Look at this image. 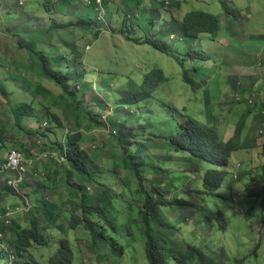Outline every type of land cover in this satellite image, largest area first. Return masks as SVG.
Returning <instances> with one entry per match:
<instances>
[{"label":"rangeland","instance_id":"obj_1","mask_svg":"<svg viewBox=\"0 0 264 264\" xmlns=\"http://www.w3.org/2000/svg\"><path fill=\"white\" fill-rule=\"evenodd\" d=\"M43 1L48 3L52 0ZM132 1L130 6L122 5L119 12L121 16L123 13L130 12L132 10L131 8L136 5V0ZM152 1L153 7H150L151 11L146 14L143 13L137 18L136 22L140 25V28H138L135 23L132 24V28L130 25L125 27L118 26V33L113 30V33L109 32L104 36H100L98 39L94 37V40L91 41L77 40L78 45L82 48L84 53V65L91 71V75L88 76L87 79L92 82L93 92L87 93V103L85 104L95 116L98 118L103 117V121H105L107 119L106 115L112 114L113 109L110 106L114 105L116 110H121L122 107L117 104L124 98L123 95L130 78L141 84L145 75L151 70H164L166 77H168V82L160 87L157 98L168 104H172L180 110V113L174 112L172 115H168V109L164 107L161 112H159V115L155 114L153 116L155 122L153 127H146V119H143L138 121L140 125L136 124L135 128L132 121H137V115L128 120L125 116H121L120 121L131 126V130L135 136V138L132 139L133 143L146 144L144 153L140 154V156L146 163L144 177L146 178L145 187L147 192H149L148 189L151 190V186L154 189L153 194H157V191H165L170 205L162 207V212L167 220L179 226L182 232H188L190 235V237H187L188 240H193L198 245L204 246L203 248L206 250V253L219 258L221 264L224 256L225 260H223V264H264V240L262 241L261 238H258L256 229V222L262 218L261 212L255 208L243 206L241 211L237 213L234 210L235 201L230 195H228L226 199L201 196L198 191H204L205 174L209 169L217 168V166L211 165L210 162L203 157H195L190 153L170 152V147L166 144L164 146L161 144L156 145V143L165 142L164 139L159 140L156 135H162L164 133L168 135L176 132L177 124L174 122L172 125L170 124V121L173 120V116L181 119L183 114L186 113L207 126L216 129L219 136L220 132L226 135L235 130L236 125H234V123L239 122L240 118L238 116H240V114L238 113H240V111L232 107L237 106V104H233L231 106L232 108L223 104L224 90L229 87V83L227 82V80H229V73L237 72L235 70H241L240 61H247L249 58L251 60L253 56L256 58L259 53H261V46H259L261 42L256 40H259L258 35L264 33V0H223L229 1L230 5L238 9L241 22L245 20L243 25H238V28H240L239 31H251L250 36H252V39L245 37V41L233 37L232 33L237 27L231 32L233 26H231L230 23L235 19L230 20L231 16L223 12L224 9L220 0ZM4 2H7V0ZM34 2L35 1H31L30 4ZM165 2H168L166 6ZM83 6L87 7L85 5ZM245 6L247 7L244 8ZM48 7L50 8V6ZM29 8L31 9V7ZM40 10L44 13L49 12L45 11L43 6H41ZM195 10L206 11L220 17L223 28L219 32V36L204 34L197 41L185 39L182 36L179 28L174 24L173 19L180 21L188 13ZM169 13L174 15L172 20ZM110 22L112 25L115 24L113 23V17H111ZM26 24L29 25L30 23ZM26 24H19L16 28L22 30L24 27H27ZM41 25L48 27L49 24L46 25L41 23ZM2 28L3 22L0 19V37L4 38L2 42L0 41V45H6L7 39L4 36L6 32ZM133 28L135 29L134 32L132 31ZM170 29H173L175 33H172ZM7 31L9 32L8 29ZM122 31L124 35L134 36L141 41L144 38L159 40L169 54L156 50L150 45L129 42L125 39ZM59 32L66 31L62 30ZM27 34V32L22 33L24 37H26L25 35ZM172 35H174V37H172ZM64 36L67 39H75L76 35L69 31L68 34L66 33ZM217 39H225L227 44L219 42L218 45H216ZM229 43L231 45L236 44L237 46H243L237 50L231 51L227 48ZM87 45L91 46V48L88 49L86 47ZM4 47L7 49V46ZM15 47L18 51L14 54L9 50L7 52L10 58H15L17 62L14 64L17 70L13 71L14 75L11 76V78H17L20 81H4V78L9 75V71L7 72L5 69L7 64L5 63L0 67V81L7 95V99H4L0 93V134H2L0 142H7L9 144L7 147L11 148H16L19 143V146L23 149L27 148L31 150L35 148L36 151L39 150L40 152L43 150L53 151L57 149L56 142H60L65 146L67 135L75 132L77 129L81 131L88 130L89 123L83 122L79 124L77 119L68 117L65 114L63 111L65 105H57V97L61 94V90L49 80L41 79L36 73L32 72V64L28 63L27 66V56L30 53H27L26 50L25 52L24 50L17 49L16 44ZM24 52L25 54L27 53V55H25ZM204 55H208L212 58L210 60H204ZM258 59L260 60V56ZM260 62L264 65V58ZM235 63L236 66L234 67ZM261 68L263 69V67ZM251 69H253V67H251ZM188 77L195 82H188ZM16 83L20 85L18 86ZM198 86L200 87L197 88ZM78 92V95L82 93L79 89ZM260 95L262 98L258 97L256 100L257 102L260 98L264 101V94ZM94 97H99L101 100H104L107 109L105 110L97 106ZM22 103L36 107V110H38L36 118L28 116L23 117L21 120L16 118L14 110ZM45 109H49L51 112L61 117V126L57 125L50 118L41 119L40 124L37 122V118L42 117ZM183 110H186V113H184ZM161 114L164 115L162 120ZM81 116L82 118H87L86 114H82ZM148 117L150 116L146 115V118ZM44 122H46L47 125L41 127ZM19 124L24 127L25 132L19 128ZM110 124L113 126V129H118L120 131L121 136L127 134L121 124L113 120L109 122L108 126H110ZM246 125L250 126L248 123H245L243 126ZM231 126L232 128H230ZM255 126H258V124L253 123L250 127ZM224 127L228 128L227 131L222 130ZM110 128L108 129L106 126L90 131L85 148L91 156L93 171L98 172L101 169L103 170L104 167L108 172L105 179L102 178L101 175L96 174V178H99L96 183L99 184V181H101L117 192L114 195L116 197V206L120 209L122 214L120 221L125 222L129 220L128 227L131 228L128 233L132 234L138 231V236L142 240V243H140L145 246L142 235L145 225L143 224L141 215H139L140 207L138 204V199L142 198V194L135 193L134 197L132 196V198H134V203L129 210V205L127 201H125L124 205H128V207L124 211V205L122 200L120 201V196H123L121 193L124 192L130 193V187L126 189L125 186H123L124 183H121V180L119 181L116 174L120 173L123 177L127 178V174L129 175V173L116 164L117 161L122 163L121 160L124 157L120 148L116 149L115 144L110 143V136L112 133L109 131ZM239 128L242 131L243 127L240 126ZM244 129L245 131H249L247 137L250 139L252 130L247 126L244 127ZM26 131L30 133H26ZM113 133H115L114 130ZM222 136L223 135L220 136L221 141L228 142L225 137ZM38 140L41 141L40 144L37 143ZM13 142L15 144H13ZM260 144H263L261 145V147L263 146V151L264 141L260 142ZM25 145H29V147H24ZM138 147L141 146L136 145V148ZM254 149L259 148L255 147ZM135 152H137V150H135ZM24 154L28 159H33V153L28 155V153L24 152ZM170 155L175 157L174 161L167 159ZM110 158H113V160L109 161ZM159 165L160 168L155 170V167ZM115 166L119 168L117 173L113 172ZM57 170L63 171L64 167L54 161L37 163L36 168L29 170L27 183L30 182L31 186V179L34 181V184H38L41 182L40 179L47 178V180H43V182L49 185L51 183L50 179L58 175ZM35 173H37V176H35ZM229 180H231L230 177L226 179L222 187L223 191L222 189L220 190L221 195H226L225 192ZM74 181L83 184L87 188L91 187V196L98 194L100 191L98 187L89 180L83 181L75 176ZM131 187L134 192L137 191L138 184L136 179H132ZM3 194H6V197L5 199H0L1 207H9L12 212H16L18 211L17 203H19L21 207L25 206L23 205L24 201H22L19 195H11L6 192H3ZM60 194L64 197L69 196L64 184L61 187L57 186L53 194L48 195L47 193L48 200L55 199L57 202H60ZM224 195L222 196L224 197ZM104 198L108 199L109 197L107 194H104ZM126 198L129 199V195H126ZM235 198H239V196ZM62 209L63 216L60 218L58 224H63L69 231L68 219L72 216V212L67 206L62 207ZM219 212L225 213L230 222V227L227 231H222L220 229L221 222L217 218ZM202 216L206 219V221L204 220L205 222L203 221L204 224L203 222L198 223ZM28 218L24 216L22 220L24 225L28 224ZM44 224L46 232H48L47 234L54 235L55 238L52 239L55 241L51 243L50 247H46V250L41 249L42 247H36L37 249H35L33 253L39 263L48 264L47 260H49L48 258L51 254L54 255L59 250L60 245L59 242L56 241L59 233L62 236H64V234L61 233L57 227H53L49 221H44ZM88 236L89 232L82 227L78 228L75 233L71 232L67 235L71 241L75 243L78 242L82 250L85 248L83 256L84 261L87 262V264H94L96 257L93 254L95 252L92 250L90 252L87 246L88 243L84 241ZM259 241H262V245L256 250ZM139 246L140 245H136V248H139ZM255 251L256 257L252 256ZM140 252L141 254H139L142 255L141 264H146V252L142 249ZM224 252L227 254H224ZM100 253L101 255L108 256L105 247ZM78 255L80 256V253ZM228 255L234 260H231V258L229 259ZM5 260L6 259L0 258V264H7L8 261L5 262ZM76 264L85 263H80L77 257Z\"/></svg>","mask_w":264,"mask_h":264},{"label":"trees","instance_id":"obj_2","mask_svg":"<svg viewBox=\"0 0 264 264\" xmlns=\"http://www.w3.org/2000/svg\"><path fill=\"white\" fill-rule=\"evenodd\" d=\"M220 1L227 15L235 20L240 19L237 8L230 5L229 1ZM46 3L44 4L45 8L47 11L52 12V9L47 6L49 2ZM8 6L2 3V1L0 2V9L1 7L9 9L8 13L3 16L0 15V19L8 15L11 21L16 17L15 14L18 17L25 14L30 16V20L33 18L18 2L14 7ZM41 20L35 17L29 25L19 20L15 24V27L9 26L7 29L9 33L11 31L17 48L30 53L27 59L28 63L33 66L31 71L36 73L41 79L49 80L61 90V94L57 97V105L64 104L63 111L68 117H74L79 124L88 122L89 126L86 131L77 129L75 132L67 135L65 147L60 142L55 143L57 151L62 155H67V163H59L64 167V170H57L58 175L50 179L51 183L49 185L43 182V180L39 183V187L44 188V192H48V195L53 194L57 186L61 187L64 184L69 196L64 197L60 194V202H57L55 199L48 200L47 195L36 196L32 199L34 211L30 213V227H25L19 222L14 223L11 229L14 237L11 241V247L16 250L20 263L41 264L35 260L32 251L37 249L36 247H42V249L46 250L45 248L50 247L51 243L55 241L53 240L55 236L48 235V232H46L44 221H49L53 227H57L64 234L62 236L59 233L56 241L59 242L60 247L57 253L51 254L49 264H76L77 257L80 263L87 264L83 258L85 248L82 250L78 242L75 243L67 237L69 233H75L80 227L89 232V236L84 241L88 243L86 245L89 251L95 252L94 254L92 253L96 257L94 264H141V249L146 252V264H221L219 258L207 254L206 250L202 247L174 239L179 229L168 222L162 212V207L170 205L166 192L157 191V194H153L152 186L151 190L148 189L149 192H147L145 187L146 178L144 177V169L146 168V163L140 154L144 153L146 144L133 143L132 139L135 136L131 130V126L120 122L121 116H125L128 120L137 115V121H132L134 127L136 124L140 125L138 121L143 119H146V127H153L155 124L153 116L155 114L159 115V112L164 107L168 109V115H172L174 112L180 113V110L172 104H168L157 98L160 87L168 82V77H166L164 70H151L145 75L141 84L130 78L123 95L124 98L117 104L122 107L121 110H116L114 105L110 106L113 109L112 114H107V121H103V117L98 118L95 116L85 104L87 103V93L93 92V88L92 82L87 79L91 75V71L84 65V53L77 41L79 39H67L64 36L77 23L60 24L54 20L48 27H45L41 25V23L44 24ZM173 20L185 39L196 41L204 34L217 36L223 28L218 15L202 10L192 11L180 21ZM19 24H26L27 27L18 30L16 27ZM80 24V26L85 27L96 24V22L83 21ZM96 28L98 30L94 32L92 37L98 39L102 34V25ZM62 30L66 32H59ZM26 32L28 34L24 37L22 33ZM122 33L124 35L123 31ZM124 37L129 42L147 44L156 50L168 53L159 40L145 38L141 41L134 36L124 35ZM204 58V60L211 59L208 55H204ZM187 81L191 83L195 82L189 77ZM78 89L82 92L80 95H78ZM0 93L4 99H7L1 81ZM94 101L97 106L105 110L107 109L106 103L101 98L94 97ZM44 111L42 117L37 118L39 124L41 123V119L50 118L57 125L61 126L62 121L59 115L51 112L49 109H45ZM37 112L36 107L25 103L19 104L14 110L15 116L19 120L25 116L36 118ZM183 112L186 113V110H183ZM82 114H86L87 118H82ZM146 115L150 117L146 118ZM163 116L161 114V120ZM109 117L111 121L113 120L121 124L127 132L124 136H121L120 133L118 136L111 133L110 143H114L116 149L120 148L124 157L121 160L122 163L117 161L116 164L129 173V175L127 174V178L123 177L120 173L116 174L119 181L121 180V183H124L123 186L126 189L130 187V193L124 192L121 193L123 196H120V201L122 200L123 205L125 201L129 205V207L128 205H124V211L127 207L128 210L132 207L134 203L132 196L134 197L135 193L142 194V198L138 199V204L140 207L139 215H141L143 224L145 225V229L142 232L145 246L141 244L142 240L138 234L134 232L132 234L128 233L131 227L127 226V221H120L122 214L116 206V197L114 195L117 192L101 181H99V184L96 183L99 180V178H96V174L101 175L105 179L108 172L104 167L103 170L101 169L98 172L93 171L91 156L85 148L90 131L96 128L108 127L109 122H111ZM173 122L177 124L176 132L168 135L165 133L156 135L159 140H165L164 143H156V145L161 144L164 146L166 144L170 147V152L190 153L195 157H203L211 165L217 166V168L209 169L205 174L204 191L201 193L210 197L226 199L227 197L225 195L223 197L220 190L228 178L229 173L227 169L231 165L233 154L241 150L243 145L236 140L222 142L214 128L205 125L187 113L183 114L181 119L173 116L170 124L172 125ZM18 126L24 131V127L20 124ZM26 133L30 132L26 131ZM136 145L141 147L136 148ZM64 148H66V151ZM167 159L174 161L175 157L170 155ZM112 160L113 158L109 159V161ZM159 168L160 165L155 167V170ZM118 169L115 166L113 172L117 173ZM75 176L83 181L89 180L94 183L100 190L99 193L91 196L86 186L74 181ZM132 179H136L138 184L136 192L131 187ZM257 180L254 178L247 185L246 196L256 202V208L260 207L264 211V180L262 182ZM6 189L9 193L18 195L9 187H6ZM104 194H107L109 198H104ZM126 195H129V199L126 198ZM239 198L234 199L235 205L239 202ZM64 206L70 208L69 210L72 212V216L68 219L69 231L63 224H58L60 218L63 216L62 207ZM217 218L221 222L220 229L222 231L228 230L230 223L226 215L223 212H219ZM0 230L4 231L5 227L0 225ZM136 245H140L139 248H136ZM261 245L262 243L258 242L256 250ZM104 247L107 249L108 256L101 255L100 253ZM79 253L80 256L78 255ZM255 253L256 251L253 253L256 256ZM0 258L6 259V262L10 260V255L6 254L4 250H0Z\"/></svg>","mask_w":264,"mask_h":264},{"label":"crops","instance_id":"obj_3","mask_svg":"<svg viewBox=\"0 0 264 264\" xmlns=\"http://www.w3.org/2000/svg\"><path fill=\"white\" fill-rule=\"evenodd\" d=\"M5 1V0H4ZM2 1V2H4ZM31 1H35L33 4H30ZM43 0H23V7L26 9L27 13L29 15H32L33 18L31 20H34L35 17H38L42 19L44 24L48 25L52 21H56L60 24H66L69 22L77 23L75 27H71L69 31L72 32V34H75V39H84L87 41L94 40V37L92 35L95 31L98 30L100 25H102V34L101 36H104L108 34L109 32L113 33L117 31L118 33V26L125 27L127 25H130L132 28V24H136L138 28H140V25L136 22L137 19L133 21H126L124 19V15L126 13H123L122 16L119 14L120 9L122 8V5L130 6V3L132 4V0H105L104 9H105V15L100 18V14L93 9L92 7H84L82 4V0H52L49 2L48 6H50V9H52V12L44 13L41 12V6L44 7L45 11L47 9L45 8V2ZM244 1V0H241ZM6 5H9L8 7H14L17 3V0H7V2H4ZM22 7V6H21ZM31 7V9L29 8ZM56 7V8H55ZM150 7H153V1L152 0H136V5H134L129 13H135L138 15H142L143 13H148L151 11ZM245 6L244 8H246ZM89 8V9H86ZM7 8L1 7L0 9V15L3 16L4 14L8 13ZM224 12V11H223ZM93 13V15H92ZM154 13V12H153ZM170 14V13H169ZM249 14V13H248ZM16 17L13 20H9V16L5 15L1 21L3 22V30L6 32L4 36L6 37V45H0V67L3 66V64H7L5 67L6 71H9V75L4 78V81L11 82H18L20 81L17 78H11L13 76V71H16V67L14 64H16L15 58H10V55L8 54V50L12 52L13 54L17 52L15 47V42L13 41L12 33L10 34L7 31V28L11 26L12 28L15 27V24L20 20L24 21L26 23H31L30 16H27L25 14H22L18 17L17 14H15ZM171 20L174 15L170 14ZM111 17H113V23L110 22ZM53 19V20H52ZM233 18L230 17V20ZM182 20V19H181ZM83 21H91L96 22V24H92L91 26H80L81 22ZM126 23L124 24V22ZM243 22H241L240 19H236L232 21L230 24L233 26L232 30L237 27V29L232 33L233 37L236 39H242L245 41V37L248 39H252V36H250V32H242L239 31L240 28H238V25H243ZM79 24V25H78ZM172 33L173 29H170ZM132 31L134 32L135 29L133 28ZM68 34V32H67ZM70 34V33H69ZM220 35V34H219ZM218 35V36H219ZM250 36V37H249ZM217 38V37H216ZM257 38V37H255ZM4 38L0 37V41L2 42ZM258 39L256 41H260L259 46H261L260 50L261 53L259 55L250 60V58L247 61H240L241 70H235L237 72L229 73V80H227L228 88L224 90V98H223V104L230 108H235L236 110H239L240 118L238 123H234L236 125L235 130L232 132L227 133L226 135L221 133L220 136L223 135L226 139V141L236 140L239 141L243 147L241 150L235 152L232 156L231 165L227 169L229 176L231 180H229V183L226 188V195H230V197L234 200L236 196H241V199L235 206V211L238 213L241 211V208L244 207H255L256 210H259L262 214V217H264V211L260 209V207L256 208V202L253 199H249L246 196V188L247 185L253 181L254 178L258 179L257 181L262 182L264 180V150L262 151V147L260 142H262V139L258 137L259 132L264 128V101L260 98V100L257 102L256 107H249L248 105V99L252 97L254 94H264V65L260 61L264 58V33L262 35H258ZM216 45H218L219 42H222L224 44H227V41L225 39H217ZM7 46V49L4 47ZM89 46V45H87ZM243 45L237 46L229 45L227 48L229 50H237L238 48L242 47ZM91 48V46H90ZM18 49V48H17ZM25 51V50H24ZM25 54V52H24ZM26 55V54H25ZM251 56V54H250ZM260 56V60L258 57ZM212 58V57H211ZM260 62V63H259ZM27 66H28V59H27ZM236 66V63L234 64V67ZM253 67V69H251ZM263 67V69L261 68ZM263 70V71H262ZM254 71V72H253ZM251 74V75H250ZM16 85H20L17 84ZM237 97H241V100H238ZM233 104H237V106H232ZM232 106V107H231ZM248 106V108H247ZM245 123H248L250 126H252L253 123H257L258 126L255 127H249L250 130H252V134L250 136V139H248L249 131H245L243 126ZM206 125V124H205ZM240 126L243 127L242 131L240 130ZM232 128V126L230 127ZM227 127H224L222 130L227 131ZM216 130V129H215ZM9 134V133H8ZM7 135V134H6ZM36 136V135H35ZM222 136V137H223ZM0 140L2 139V134H0ZM4 140V139H3ZM2 146H0V164L3 162L4 158H6L8 150L11 149L9 144L7 142L1 143ZM5 144V145H3ZM13 144H15L13 142ZM245 144V145H244ZM22 145V144H21ZM30 145V143H29ZM24 146V147H29ZM23 150V152L28 153L30 155L31 153H34L36 150L33 149H23L22 147L18 146ZM255 147H258L259 149H254ZM253 152V153H252ZM237 163H242L243 168L240 171V173H237L234 177L235 168ZM231 175V176H230ZM237 177V179H236ZM3 181V182H2ZM34 181L31 179V186L30 182L24 184V188H22V191L25 193H28V195L31 196L32 199H34L36 196L47 195L48 192H44V188L39 187V184H34ZM5 176L4 174L0 175V199H5L6 194H3V192H7L5 188ZM223 191V189H222ZM16 205H20L17 203ZM27 218V217H25ZM16 219L18 221H21L24 219V213L23 211H18L16 215ZM258 234V230H257ZM259 236V235H258Z\"/></svg>","mask_w":264,"mask_h":264},{"label":"clouds","instance_id":"obj_4","mask_svg":"<svg viewBox=\"0 0 264 264\" xmlns=\"http://www.w3.org/2000/svg\"><path fill=\"white\" fill-rule=\"evenodd\" d=\"M23 1V0H22ZM17 2L19 3V0H17ZM104 4H105V1H104ZM167 5V2H165V6ZM21 6H23V5H21ZM103 7H104V5H103ZM93 8V7H92ZM94 9V8H93ZM104 11H105V9H104ZM129 14H132V13H126L125 15H124V19H126V21H133V20H135V19H137L138 18V15L136 14V12L135 13H133L134 15H135V17H133L132 19H129L127 16L129 15ZM105 15V12H104V14L102 15V17ZM101 18V17H100ZM172 37H174V35H172ZM145 39V38H144ZM143 40V39H142ZM183 40V39H182ZM147 45V44H146ZM87 48L89 47L90 48V46H86ZM88 48V49H89ZM196 86V85H195ZM200 86H198L197 88H199ZM258 94V93H257ZM257 94H254V95H257ZM253 95V96H254ZM259 95V97L261 96L260 94H258ZM252 96V97H253ZM252 97H250L249 99H248V105L249 106H251V107H256V105H257V98H256V100H255V104L254 105H251L250 103H249V100L252 98ZM108 116H106V118H107ZM105 118V117H104ZM105 121H107V120H105ZM43 125V124H42ZM41 125V127H43ZM41 127H40V129H41ZM111 127V128H110ZM110 128V132H112L113 133V130H114V132L115 133H113V134H115V135H118L119 133H120V131L118 130V129H113L112 128V126L110 125V126H108V129ZM264 129V128H263ZM258 137H259V135H258ZM260 138V137H259ZM39 139V138H38ZM38 141H40V140H38ZM38 141H37V143H38ZM41 142V141H40ZM0 146H2L1 144H0ZM63 147H65V146H63ZM11 149H18V150H21V152H23V150L21 149V148H19V147H16V148H11ZM10 149V150H11ZM53 149V148H52ZM65 149V151H66V148H64ZM10 150H8V152L10 151ZM43 150V149H42ZM37 151H39V150H37ZM37 151H35L34 153H36ZM43 151H45V150H43ZM53 151H55V152H57L59 155H62V154H60L58 151H57V149H54ZM8 152H7V154H8ZM34 153H33V155L32 156H34ZM23 154H24V152H23ZM25 155V154H24ZM65 155V154H64ZM64 155H62V156H64ZM26 156V155H25ZM66 157H67V155H65ZM6 157H7V155H6ZM26 158H28L27 156H26ZM34 159V158H33ZM5 160H6V158H4V160H3V162L0 164V175L1 174H4V176H5V187H9L8 186V184H7V180L9 179V176L5 173V172H3V171H1V168H2V166H3V164L5 163ZM48 161H54V160H47L46 162H48ZM40 162H43V161H37L36 162V164H35V166L34 167H31V168H29L28 169V171H27V174H26V176H25V181H24V183L21 185V187L18 189V190H15V189H13L12 187H9V188H11L12 190H14L20 197H21V199H22V201H24V203H23V205H25V206H23V207H21V205H19V206H17V209H18V211H23V213H24V216L25 217H29L28 218V224L27 225H24L23 223H22V220L21 221H18L17 219H16V215H17V212L18 211H16V212H12L11 211V208H9V207H1L0 206V215L2 216L1 218H0V225L1 226H4L5 227V230L3 231V230H0V250H4L5 252H6V254H8V255H10V260L7 262V264H21L20 263V258H19V256H18V254H17V252H16V250H14L12 247H11V241L14 239V237H13V235H12V232H11V229H12V227H13V225H14V223L15 222H19L20 224H22L23 226H25V227H30V213L31 212H33L34 211V203H33V200H32V198H31V196L30 195H28V193H24L23 191H22V188H24L25 186H24V184L27 182V180H28V178H27V175H28V173H29V170L30 169H34V168H36V165H37V163H40ZM54 162H56V163H67V160L65 161V162H58V161H54ZM241 164V168H238V165H240ZM242 168H243V165H242V163H237L236 164V168H235V173H234V177L236 176V174L237 173H240V171L242 170ZM156 172V171H155ZM208 172V171H207ZM157 173V172H156ZM13 177H14V175H12ZM35 176H37V173H35ZM156 179V178H155ZM155 179H153V180H155ZM204 179H205V176H204ZM40 180H47V178H44V179H40ZM3 182V181H2ZM39 184V183H38ZM153 184V183H152ZM7 190V189H6ZM88 190L89 191H92V188L91 187H88ZM153 191H154V189H153ZM7 192H8V190H7ZM199 192V194L201 195V196H208V195H206V194H204V193H201L202 191H198ZM9 193V192H8ZM9 194H11V193H9ZM11 195H13V194H11ZM224 195V194H223ZM46 196V195H45ZM208 197H210V196H208ZM239 197H241V196H239ZM235 199H238V198H235ZM236 206V205H235ZM5 208H9L10 209V212L12 213V218H11V222L10 223H6V219L3 217L4 216V214H5ZM255 208V207H254ZM205 210V209H204ZM225 214V213H224ZM226 215V214H225ZM205 216V215H204ZM204 216H202L201 217V219L198 221V223H202L204 220L206 221V219H205V217ZM129 221V220H128ZM128 221H127V226H128ZM204 221V222H205ZM126 222V221H125ZM169 222V221H168ZM204 222H203V224H204ZM261 222H264V217H262L260 220H258L257 222H256V229L258 230V234L257 235H259L258 236V238H261V240L263 241L264 240V237L261 235V232H260V229H259V223H261ZM170 223H172V222H170ZM230 223V222H229ZM173 225H175L174 223H172ZM175 226H177V225H175ZM178 227V229L179 230H177V232H176V234H175V236H174V239H176V240H179V241H181V242H185V243H190V244H193V245H196V246H200V245H198L196 242H194L193 240H188L187 239V237H190V235H189V233L188 232H182V229L179 227V226H177ZM230 227V226H229ZM229 229V228H228ZM227 231V230H226ZM136 234H138V231H136ZM201 239H203V238H201ZM262 241H259V242H261L262 243ZM200 247H204V246H200ZM42 249V248H41ZM204 249V248H203ZM35 250H33L32 251V254H33V256H34V258H35V260L38 262V260L36 259V257H35V255H34V252ZM224 254H227L226 252H224ZM210 255V254H209ZM229 256V255H228ZM252 256H255L254 254H252ZM256 257V256H255ZM51 258V256L48 258V259H50ZM229 259L231 258V260H234L232 257H228ZM223 260H225V256L223 257V259H222V264H223ZM245 261V260H244ZM47 263L49 264V260H47Z\"/></svg>","mask_w":264,"mask_h":264},{"label":"built area","instance_id":"obj_5","mask_svg":"<svg viewBox=\"0 0 264 264\" xmlns=\"http://www.w3.org/2000/svg\"><path fill=\"white\" fill-rule=\"evenodd\" d=\"M0 1H3V0H0ZM104 1L105 0H82V4L85 6L93 7L100 14V17H102V15L105 12L104 7H103ZM19 4L23 5V1L19 0ZM127 17L129 19H132L133 17H135V15L132 13V14H129ZM258 97H259L258 94L254 95L249 100V103L251 105H254L255 100ZM237 99L241 100V97H237ZM46 125L47 123L44 122L42 126L45 127ZM259 137L260 139H262V141H264V129H262L259 132ZM38 144H40V141H38ZM33 158L34 159L26 158L23 152H21V150H18V149H11L8 152L5 163L3 164L1 168V171L5 172L9 176V179L7 180V184L9 187H12L13 189L18 190L25 181V176L27 174L28 169L31 167H34L37 161H47V160L52 159L58 162H65L67 160V157L65 155L62 156V155H59L55 151H47V150L41 151V152L37 151L36 153H34ZM241 167H242L241 164L238 165V168H241ZM12 175H14V177ZM11 215L12 213L10 212V209L5 208V214L3 217L6 219V223L11 222V218H12ZM1 217L2 216L0 215V218ZM259 229H260L261 235L264 237V222L259 223Z\"/></svg>","mask_w":264,"mask_h":264}]
</instances>
